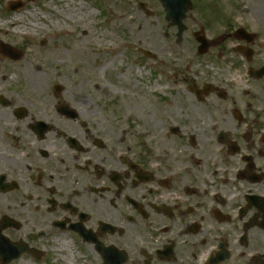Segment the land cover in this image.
I'll return each mask as SVG.
<instances>
[{
	"label": "flooded vegetation",
	"instance_id": "flooded-vegetation-1",
	"mask_svg": "<svg viewBox=\"0 0 264 264\" xmlns=\"http://www.w3.org/2000/svg\"><path fill=\"white\" fill-rule=\"evenodd\" d=\"M187 20L202 68L165 107L0 49V264H264V0Z\"/></svg>",
	"mask_w": 264,
	"mask_h": 264
},
{
	"label": "rangeland",
	"instance_id": "rangeland-1",
	"mask_svg": "<svg viewBox=\"0 0 264 264\" xmlns=\"http://www.w3.org/2000/svg\"><path fill=\"white\" fill-rule=\"evenodd\" d=\"M9 0H0V2ZM126 0H31L14 15L22 20L27 36L18 37L10 27L1 26L12 13L0 9V39L23 52L15 62H50V74L78 75L96 81L102 90L121 91L126 106L165 107L172 93L184 88L181 78L201 70L186 31L176 43L175 28L157 14L148 16ZM153 7V8H152ZM153 2L148 8H155ZM93 38L92 46L80 43L71 47L73 38ZM88 38V37H87ZM44 40V46L40 42ZM86 51H99L93 62H80ZM140 50L155 55L146 58ZM101 51V52H100ZM0 62H11L0 56ZM111 62L110 65H108ZM166 82L167 85H164ZM168 100V99H167Z\"/></svg>",
	"mask_w": 264,
	"mask_h": 264
},
{
	"label": "bare ground",
	"instance_id": "bare-ground-1",
	"mask_svg": "<svg viewBox=\"0 0 264 264\" xmlns=\"http://www.w3.org/2000/svg\"><path fill=\"white\" fill-rule=\"evenodd\" d=\"M5 25H8L10 28L11 34L18 36L23 35L24 33H28L27 29L24 27L22 20L18 17V15H11L7 18V22L1 24L2 27ZM88 37V38H87ZM91 41H95L93 38H90L89 36L85 35L84 37H76L73 38L71 42H68L67 44L71 47H76L80 43H86L92 46ZM84 51L82 50V53ZM99 51H86L84 54L80 56V62H93L95 55H97ZM101 52V51H100ZM99 54V53H98ZM111 62L108 64L110 65ZM24 264V263H19ZM27 264V263H26Z\"/></svg>",
	"mask_w": 264,
	"mask_h": 264
},
{
	"label": "water",
	"instance_id": "water-1",
	"mask_svg": "<svg viewBox=\"0 0 264 264\" xmlns=\"http://www.w3.org/2000/svg\"><path fill=\"white\" fill-rule=\"evenodd\" d=\"M167 6L170 7L169 10V17H167V20H171L173 25H176L178 27V40H180L181 35L184 31V27L182 26V20L184 19V15L187 11V7L185 6V3H182V1L180 0H166L165 1ZM171 13V14H170ZM199 43H200V47L198 49V53L199 54H203L204 50L206 49V43L204 41H202L201 39H198ZM144 54L147 57H151L150 54L148 52H144ZM12 57H18V55H12Z\"/></svg>",
	"mask_w": 264,
	"mask_h": 264
}]
</instances>
